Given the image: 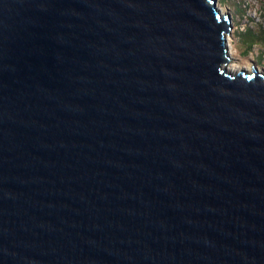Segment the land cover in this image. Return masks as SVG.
<instances>
[{
	"label": "water",
	"instance_id": "obj_1",
	"mask_svg": "<svg viewBox=\"0 0 264 264\" xmlns=\"http://www.w3.org/2000/svg\"><path fill=\"white\" fill-rule=\"evenodd\" d=\"M216 0H0V264H264V73Z\"/></svg>",
	"mask_w": 264,
	"mask_h": 264
},
{
	"label": "rangeland",
	"instance_id": "obj_2",
	"mask_svg": "<svg viewBox=\"0 0 264 264\" xmlns=\"http://www.w3.org/2000/svg\"><path fill=\"white\" fill-rule=\"evenodd\" d=\"M216 5L231 18L233 60L248 71L255 66L264 73V0H216Z\"/></svg>",
	"mask_w": 264,
	"mask_h": 264
},
{
	"label": "bare ground",
	"instance_id": "obj_3",
	"mask_svg": "<svg viewBox=\"0 0 264 264\" xmlns=\"http://www.w3.org/2000/svg\"><path fill=\"white\" fill-rule=\"evenodd\" d=\"M217 6V5H216ZM218 8V10L223 14V11L221 10V8H219V7H217ZM229 37H230V35H229ZM227 41H229L228 39H227ZM228 45H229V43H228ZM230 48H232L231 47V44L229 45V49ZM226 69H227V71L228 72H231V73H237L238 71H240L241 69H243V67H240L236 62H235V60H233V58H232V61H230L227 65H226ZM247 70V69H246Z\"/></svg>",
	"mask_w": 264,
	"mask_h": 264
},
{
	"label": "trees",
	"instance_id": "obj_4",
	"mask_svg": "<svg viewBox=\"0 0 264 264\" xmlns=\"http://www.w3.org/2000/svg\"><path fill=\"white\" fill-rule=\"evenodd\" d=\"M254 37V36H253ZM262 40L264 41V38H262Z\"/></svg>",
	"mask_w": 264,
	"mask_h": 264
}]
</instances>
